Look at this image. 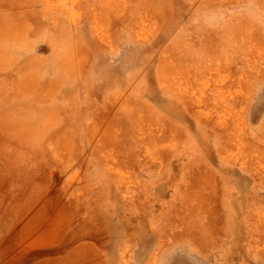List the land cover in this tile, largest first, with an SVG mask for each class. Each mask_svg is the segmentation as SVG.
<instances>
[{
    "label": "rangeland",
    "instance_id": "obj_1",
    "mask_svg": "<svg viewBox=\"0 0 264 264\" xmlns=\"http://www.w3.org/2000/svg\"><path fill=\"white\" fill-rule=\"evenodd\" d=\"M0 264H264V0H0Z\"/></svg>",
    "mask_w": 264,
    "mask_h": 264
}]
</instances>
